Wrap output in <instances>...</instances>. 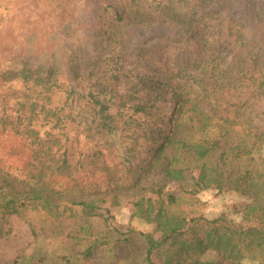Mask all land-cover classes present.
Wrapping results in <instances>:
<instances>
[{
  "label": "rangeland",
  "instance_id": "rangeland-1",
  "mask_svg": "<svg viewBox=\"0 0 264 264\" xmlns=\"http://www.w3.org/2000/svg\"><path fill=\"white\" fill-rule=\"evenodd\" d=\"M154 1L0 0V170L21 181H31L32 176L41 174L43 183L56 190L73 188L74 195L93 192L89 197L98 198L100 205L97 216L90 218L93 232L108 235L109 239L122 237L120 235L129 236L134 249H140L144 243L141 234L148 235L153 245L164 244L162 231H155L153 225L132 216L138 196L148 195L151 186L162 185L165 193L176 198L172 211L183 215L188 221L202 219L198 225L218 218L246 224L240 218L242 213L239 212V206L248 203L249 199L228 188L218 190L212 187L188 192L190 181L164 183L160 174L149 180L143 177L138 187L130 189L132 180L140 177V174H128L123 170L118 149L132 147L135 158L146 150L139 133L141 136L144 134L145 124L152 122L151 116L135 114L132 107L140 98H144L145 102L152 100L150 91L145 93L139 90L131 94L130 104L133 106L126 110L124 117L126 121L131 120L130 127L127 129L123 127V122L118 123L116 137L108 148H104L102 141L100 142L97 146L100 155L93 163L84 161L83 158V154L92 145L86 139L83 126L72 130L74 123L68 118L66 108L60 112L61 117H64V126H57L52 118L45 117L43 109L58 110L63 105L67 97V84L91 85V80H95L101 55L98 34H103L102 39L109 36L115 11L125 12V19L115 25L112 40L122 46L123 56L127 61L139 59L140 63L146 64L148 73L154 74L152 78L166 72V69L185 64L198 63L204 69L210 56L218 55L213 51L214 45L239 50L240 43L241 46H249L248 41L254 36L262 39L258 56L260 63L264 65V31L261 34L255 33L261 24L256 25L253 20L260 18L264 21V0H187L191 3L190 6L194 5L192 3H199L200 6L199 9L190 7L186 11L182 9L180 0H156L158 4ZM187 13H195L192 18L200 13L202 16L214 13L221 20L208 24L214 28L215 35L208 37L210 42L203 45L206 50L199 58L195 55L198 47L188 42V31L184 28L190 26L185 23L189 20ZM175 14L185 15L182 18V23L185 24L174 22ZM234 42H238L237 45ZM228 54L230 53L223 50L220 56L227 58L228 62ZM23 69L33 76L28 82L21 78ZM38 75H50L61 85L60 88L43 92L36 85ZM27 99L37 105L33 113L27 109L18 110L19 103ZM169 99L168 97L166 102L159 104L165 123L173 106ZM254 102L255 106L251 110H244L242 117H237L244 120L250 118L264 129V98H255ZM84 109L79 111V115L89 120L91 114ZM152 112L157 114L153 110ZM229 117L235 118L233 109ZM218 130L208 131L207 137H218ZM187 132L184 137L190 140L200 135L196 131ZM121 134L122 137H119ZM65 148H68V157L73 166L78 160H82V169L77 167L76 171L73 168L67 173L57 172L50 157L57 159ZM227 156L228 159L224 161H228L234 168L232 176L251 167L264 176V143L252 155ZM214 159H217V155ZM113 183L121 188L106 193V187ZM80 215L78 209L73 208L72 213L67 211L60 218L30 210L22 216L10 217L9 232L0 239V264H11L17 256L31 255L39 248L47 253H57V256L65 255L68 247L73 251L82 249L86 241L96 238L85 240L77 236ZM68 233L70 236H67ZM128 247L129 245L123 246ZM101 249L104 251L106 247ZM133 253L137 256V251ZM125 254L126 251L122 250L117 259H123ZM100 255L103 256L93 264H115L114 259L107 257L108 253ZM216 258L215 252L210 251L201 259L209 261ZM250 258L246 256L242 264H258L251 262ZM81 263L90 262L80 260L79 264Z\"/></svg>",
  "mask_w": 264,
  "mask_h": 264
},
{
  "label": "trees",
  "instance_id": "trees-1",
  "mask_svg": "<svg viewBox=\"0 0 264 264\" xmlns=\"http://www.w3.org/2000/svg\"><path fill=\"white\" fill-rule=\"evenodd\" d=\"M154 2L158 4V1ZM180 3L184 11L190 7L199 9L200 6L199 3L190 6L187 0H180ZM187 14L189 20L185 23L190 26L189 29L184 28L188 31V42L198 47L195 55L199 58L206 50L203 45L210 42L208 37L215 35L214 28L208 24L221 20L214 13L204 16L200 13L196 18H192L195 13ZM124 17L125 12L115 11L109 36L102 39L103 34H98L101 55L95 80H91V85L67 84V97L63 105L58 110L43 109L45 117L52 118L57 126H64V117L60 112L66 108L68 118L74 123L72 130L83 126L86 139L92 143L83 158L93 163L100 155L97 148L100 142L104 148H108L116 137L118 123L123 122V127L127 129L130 127L131 120L126 121L124 117L126 110L133 106L130 104L131 94L139 90L145 93L150 91L152 100L145 102L144 98H140L132 107L135 114L151 116L152 122L145 124L144 134L141 136L139 133L146 150L135 158L132 147L118 149L123 170L128 174H140V177L132 180L130 189L138 187L143 177L149 180L159 174L164 183L190 181L188 192L212 187L218 190L228 188L249 199L248 203L239 206L242 213L240 218L246 224L218 218L198 225L202 219L188 221L183 215L172 211L176 198L165 193L162 185L151 186L148 195L138 196L132 216L153 225L155 231H162L164 244L153 245L148 235L141 234L144 243L140 249H134L129 236L119 234L122 237L109 239L108 235L93 232L90 218L97 216L100 210L99 199L89 197L93 192L74 195L73 188L56 190L43 183L41 174L32 176L31 181H21L0 170V239L9 232L8 219L12 216L19 217L30 210L60 218L67 211L72 213L73 208H77L81 214L77 236L85 240L96 238L86 241L80 250L73 251L68 247L65 255L57 256V253H47L39 248L31 255L17 256L11 264H79L80 260L93 264L103 256L100 255L102 253H108L107 257L114 259L115 264H242L246 256L251 257V262L264 264V176L253 167L232 176L234 168L224 161L230 154L243 157L252 155L264 143V129L250 118L244 120L237 117H242V111L255 106V98H264V65L258 56L262 39L254 36L248 41L249 46H241L240 43L239 50L216 44L213 51L218 55H211L204 69L198 63L185 64L169 69L170 75L166 69V72L152 78L154 74L148 73L146 64L140 63L139 59L127 61L122 46L112 40L115 25L123 22ZM183 17L185 15L175 14L173 20L182 23ZM253 20L256 25L261 24V29L255 32L261 34L264 21L260 18ZM234 43L237 45L238 42ZM223 50L230 53L228 62L227 58L220 56ZM21 78L28 82L33 76L23 69ZM86 78L90 81L89 76ZM35 81L45 93L61 86L50 75H38ZM168 97L173 106L165 123L159 104L166 102ZM36 106L34 101L27 99L19 103L18 110L27 109L33 113ZM83 108L91 114L89 120L79 115ZM232 109L235 118L229 117ZM222 115L224 117H219ZM214 129H219L218 137H207L208 131L213 132ZM187 131H196L200 135L194 140L186 139L184 135ZM216 155L217 159H214ZM50 160L55 163L59 173L83 168L82 160L72 165L68 148L57 159L50 157ZM120 188V185L113 183L105 191L110 193ZM128 245V248H123ZM103 246L106 247L104 251L101 249ZM122 250L126 254L119 260L117 255ZM134 251H137V256ZM210 251L215 252L218 258L202 260Z\"/></svg>",
  "mask_w": 264,
  "mask_h": 264
}]
</instances>
